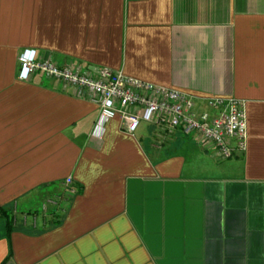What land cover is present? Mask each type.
<instances>
[{
    "label": "crops",
    "instance_id": "crops-1",
    "mask_svg": "<svg viewBox=\"0 0 264 264\" xmlns=\"http://www.w3.org/2000/svg\"><path fill=\"white\" fill-rule=\"evenodd\" d=\"M25 49L202 107L238 98L247 150L223 159L119 117L94 137L98 105L20 79ZM0 205L29 216L9 235L0 218V264H264V0H0Z\"/></svg>",
    "mask_w": 264,
    "mask_h": 264
},
{
    "label": "built area",
    "instance_id": "built-area-1",
    "mask_svg": "<svg viewBox=\"0 0 264 264\" xmlns=\"http://www.w3.org/2000/svg\"><path fill=\"white\" fill-rule=\"evenodd\" d=\"M19 78L28 80L42 73L73 86L80 95H87L99 107L92 136L103 137L107 124L121 119L122 129L135 133L143 123L159 128L170 136L181 135L204 148L214 149L223 159L245 153L248 143V123L244 101L211 98L206 106L198 105L193 96L177 89L129 76L107 67L85 69L81 65L60 66L38 58L36 50L25 49L19 56ZM72 177L67 178L71 184ZM64 199H49L44 204L58 205ZM28 215L12 211V220L24 224ZM31 217V216H30ZM34 223L36 217H33Z\"/></svg>",
    "mask_w": 264,
    "mask_h": 264
},
{
    "label": "trees",
    "instance_id": "trees-1",
    "mask_svg": "<svg viewBox=\"0 0 264 264\" xmlns=\"http://www.w3.org/2000/svg\"><path fill=\"white\" fill-rule=\"evenodd\" d=\"M0 218L5 223V226L7 228V234L9 235V233L14 228L13 222H12V214H11L10 209L0 205ZM58 223H60V222H58Z\"/></svg>",
    "mask_w": 264,
    "mask_h": 264
},
{
    "label": "rangeland",
    "instance_id": "rangeland-1",
    "mask_svg": "<svg viewBox=\"0 0 264 264\" xmlns=\"http://www.w3.org/2000/svg\"><path fill=\"white\" fill-rule=\"evenodd\" d=\"M63 209V208H62ZM33 216V215H32ZM34 217V216H33ZM13 219V218H12ZM21 219L19 218V219H17L16 221H14V220H12V222H13V226H20V225H26V224H24L23 222H19ZM52 225V223H44L42 226H44V227H47V226H51ZM38 227V226H37Z\"/></svg>",
    "mask_w": 264,
    "mask_h": 264
}]
</instances>
